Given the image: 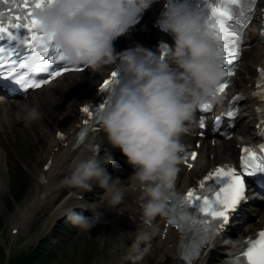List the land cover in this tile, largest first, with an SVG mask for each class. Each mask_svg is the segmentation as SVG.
Masks as SVG:
<instances>
[{"label": "clouds", "instance_id": "9594fccd", "mask_svg": "<svg viewBox=\"0 0 264 264\" xmlns=\"http://www.w3.org/2000/svg\"><path fill=\"white\" fill-rule=\"evenodd\" d=\"M155 2L50 0L34 11L66 63L93 69L113 66L118 74L97 119L108 143L119 148L133 167L129 183L108 170L114 162L111 152L97 155L93 144L87 146L91 154L75 163L63 183L80 190L82 196L94 186L104 190L99 201L82 206L92 211L91 216L67 210V219L83 231L100 222L101 206L117 208L127 187L138 189L140 222L128 232L133 249L150 240L158 228L157 217L167 215L169 188L185 151L182 136L202 103L221 100L216 88L226 75L207 16L191 0H164L157 24L173 37L166 56L139 46L116 51L114 41ZM18 116L31 122L40 119L41 112L37 104L24 103Z\"/></svg>", "mask_w": 264, "mask_h": 264}, {"label": "snow or ice", "instance_id": "6c2138e0", "mask_svg": "<svg viewBox=\"0 0 264 264\" xmlns=\"http://www.w3.org/2000/svg\"><path fill=\"white\" fill-rule=\"evenodd\" d=\"M4 2L7 3L9 0H4ZM48 2L50 0H32L31 3L29 0H23V8L27 10L26 15L22 16L20 12H12V16L9 18L10 27H5L3 22L0 21V37L6 33L9 39H14L17 38L18 31L13 32L10 28L16 30L26 29L27 36L22 42L27 44L30 49L25 58L19 61L7 59L4 55H0V76L7 77L8 81L15 82L14 85L3 83L0 86L14 88V86L18 85L23 90L39 88L49 83L53 77H58L63 71L68 70L66 66L55 69L51 67L57 61L64 62L65 65L68 63L65 62L63 54L52 44L53 35L42 29L39 19L34 15L36 8L43 7ZM230 2L239 4L241 0H230ZM246 2L247 9L242 6V14L246 10H250L257 0H246ZM2 15L3 13H0V16ZM206 19L208 27L217 41V51L222 63L231 65L239 57L240 40L243 38L242 32L229 23L233 20L232 9L226 5L213 4L211 5V15L207 16ZM5 51V49L0 48V53ZM30 60L37 63L29 64ZM35 73H46L48 79L37 78L34 75ZM227 75L228 71H226L225 76ZM117 76L118 74L115 71L112 72L111 78L103 81L101 89H107ZM227 85V80L221 81L216 88V94L223 93ZM106 103L101 104L99 108H104ZM211 107L210 101L200 105L203 110H209ZM82 111L87 116L92 115L87 105L83 106ZM226 115L227 117L235 118L238 113L235 110H230ZM220 122L221 117L217 116L213 130H216ZM200 125L202 129L206 128L203 118L200 121ZM200 134L204 135L205 133L202 131ZM59 135L63 137V133ZM260 149L262 151L258 155L257 151L252 148L247 146L244 148V152L247 155L241 157L243 172L251 175L257 171H264V167L261 166V159H264V144L260 145ZM192 156L195 158L196 153L193 152ZM213 178H215L216 186L209 185L207 188L211 196L199 193L196 188L189 190L186 195L187 203L195 205L196 211L202 214L196 217L182 213L184 219L190 220L192 224L196 225V238L185 251V257L189 260L192 257H198L202 250L212 247L214 239L229 223V218L234 210L237 209L242 200L247 199L245 195V177L235 167L218 166L203 177L199 182V187L204 189L205 182L211 181ZM176 226L182 227L179 221L176 222ZM242 255L247 258V264H264V230L260 231L257 239L249 241V246Z\"/></svg>", "mask_w": 264, "mask_h": 264}, {"label": "bare ground", "instance_id": "6f19581e", "mask_svg": "<svg viewBox=\"0 0 264 264\" xmlns=\"http://www.w3.org/2000/svg\"><path fill=\"white\" fill-rule=\"evenodd\" d=\"M156 3H157V0L154 4H156ZM139 30H141V31L138 34H134V33L131 34L130 41L128 44L129 47H136L139 45L146 47V46H150V45L155 43V40L153 38H151L152 33H153L152 28L148 27L147 25H144ZM147 33L149 34V36H147ZM254 36L257 37L258 35H255V30H252L249 37L252 38ZM250 45L251 46H249V48L253 49L254 46L252 44H250ZM92 77L93 78H90L91 80L92 79L97 80L96 79L97 75L95 72H92ZM77 87L83 88V87H86V84L82 83V84L77 85ZM88 90H89V87H87L85 89V92H88ZM62 98H60L59 96L51 97V98H48L47 96H43L40 98V100H41L40 104L42 106H44L46 109L48 108V106L59 107V106H61L60 102H61ZM36 103L38 104L39 102L37 101ZM250 104H251V108H252V110H250L251 121H253L255 123L257 120V117H256V114L254 113L253 107L256 104V102L251 101ZM6 105H8V104H6ZM14 106H17V108H14ZM6 107H5V110H6ZM10 107H12V109L6 110L5 113H4V111L0 110V122L4 126L3 128H5L6 124H8V122H11L14 120L16 121L15 113L17 115L18 111L20 110L18 108L19 104L15 105L13 103L10 105ZM7 108H9V107H7ZM68 108L69 109L67 110V112L71 113L70 114L71 117H70L69 121L66 122L65 126L63 127L64 129H60L56 125H52L51 130L50 129L45 130L43 128H41V130H40L42 137L43 136L46 137V146H45L44 152L46 153L47 158L49 156L53 155L54 163H53L50 171L44 175L48 179V186L49 187L42 183L43 176L41 173L43 172V170L39 169V171H37V173H36L35 187L33 190V195H32V197H30V201L32 202L31 208H33V209L31 211V215L29 218L34 219L35 216H38V215L42 214L43 212L47 211L48 209H50L51 207H53V205L55 204V201L65 191H67L69 188H71V187H69L63 183L64 177L66 176V172L68 173V171L70 170L69 167L70 166H71V168L74 167L75 163L78 162V160L86 158L88 155H90V151H89L87 146L89 145V143H91L93 141V139L91 137L88 139V141L84 145L77 147L76 149L73 148V146L75 145V143L73 141L67 148L63 149L61 152L53 153L54 148L58 146V141L56 139V134H57L58 130H61L62 132H64V130H65V132L68 134L71 130L75 129L76 124L80 123L79 116H78L79 110L74 108V107H70V106H68ZM17 120H19L20 122L24 121L18 115H17ZM52 130H54V132H52ZM97 136H98L97 139L105 138V135L103 136V133H100ZM69 138H71V135H69ZM213 151H214L213 149L212 150L209 149V152L211 154L213 153ZM207 152H208V149H204L202 156L203 157H204V155L206 156ZM221 152L224 154L227 152L225 154V157L219 151L217 152V155L219 158L224 157L223 160H227V156L232 157L233 158L232 160H234L237 157L235 149L226 148V152H225V149L221 148ZM208 160L211 162V159H208ZM2 161H3V156L0 153V165L2 164ZM56 181H57V183H56ZM126 181L125 182L123 181L124 184L129 183L127 178H126ZM60 186H61V188H60ZM125 193L128 194L129 199L131 201H133L139 197L138 191H136L131 186L126 188ZM125 203H126V201L123 200L120 207L125 206ZM58 208H59V210H58ZM58 208H57V211H62V209L64 207L58 206ZM263 210H264V208H263ZM121 211H122V209H121ZM25 215L26 214H24L23 221L22 222L18 221V224L20 225V227L22 229L25 228L24 230H27L29 223L25 222ZM262 218L264 220V214L262 215ZM13 228H17V226H14ZM163 253H160L159 256L162 257ZM174 255L175 254L170 253V251L168 253L166 252V255H165L166 258L163 261H162V259L159 258V263L160 264H174L173 262L170 263V260L176 261V258H175L176 256H174Z\"/></svg>", "mask_w": 264, "mask_h": 264}, {"label": "rangeland", "instance_id": "374dc122", "mask_svg": "<svg viewBox=\"0 0 264 264\" xmlns=\"http://www.w3.org/2000/svg\"><path fill=\"white\" fill-rule=\"evenodd\" d=\"M44 96H47L48 98L56 97V96H59L60 98L63 97L61 99V102H60L61 106H62V101L65 99V97L63 95H59L57 93L56 94L52 93V94H48V95H44ZM61 106H59V107L48 106L47 109L51 108V111L49 113L47 112L48 119H46V122L48 123L47 124L48 127L51 124V128H52V125H55V124H52L53 122L62 123V121H65L67 116L70 117L71 113L67 112L66 107H63L65 114H64V112H61V110H59V108ZM52 109L54 111H52ZM17 115H18V113H17ZM17 115L15 113L16 121L20 122L19 120H17ZM65 124L63 125V127L65 126ZM51 128H50V130H51ZM15 131L18 132L21 130H20V128L15 127ZM42 139H43V137H42ZM36 141H37V137H36L35 142ZM27 148H29V147H27ZM27 148H21L20 150H14V153L10 154L11 162L8 165L4 166V173H3L4 176H2L3 182H2V186L0 187V190H2V191H0V222L4 225H8L7 227H9L10 224L15 223L16 218H20L22 216L21 211H23V208L25 207V205L28 204L27 199L33 195V190L35 187L33 178H36V173H37V171H39V170H37V171L34 170V173H32V169L35 167L40 168L42 165V161H44L43 157L41 156L43 149H44L43 144H36L33 149L32 148L27 149ZM44 154L46 155V153H44ZM21 162H23L25 164L26 168L20 164ZM39 162H40V164H39ZM12 166H14L15 169H11ZM18 173L20 175H22V177H26L27 178L26 180L28 182V184H27L28 187H26V189H27L26 194L24 195V197L21 201H19V200L16 201L14 198H12L11 192L9 191V189H12V187H13L12 180L10 179L11 174L14 175V174H18ZM33 175H34V177H33ZM70 189L71 188H69L67 191H65L55 201V204L53 205V207H51L47 211L40 214L43 216L38 215V216H40L39 220L36 222L34 227H32L31 229H30L31 223L35 222L36 221L35 219L38 216H35L34 219L30 218L29 226L27 228V230H29V229L30 230L24 231L23 233H21L19 235V237L16 238V240H13V238L10 234L11 226L9 228L5 229L4 234L0 233V240L2 242V245L9 254L11 252V254H12L11 256H16L22 252L27 251L30 247H32L34 244H36L37 242L40 241V239L45 235L46 230L48 228H50V229L54 228L53 227L54 226L53 217L48 215V214L47 215H44V214H46L48 212H53V211H54L52 213L53 215L57 214L58 211L56 208H58V206L60 205L59 201L61 200L62 196L65 193L70 191ZM3 201L6 204H3L2 203ZM7 204L10 208L7 207ZM32 209L33 208H31V205H30L29 210L28 211L24 210L23 213L31 215ZM109 227L114 228V226H109ZM98 229L103 231L102 227H99ZM82 235L83 234H79V236L72 242V250H73L72 256L75 258V259L74 258H72V259L78 261L79 263L81 262V258H82V256H80V251L86 245L91 243V241L87 238L86 233H84V237H86V242H83L82 238H79Z\"/></svg>", "mask_w": 264, "mask_h": 264}, {"label": "trees", "instance_id": "16d2710c", "mask_svg": "<svg viewBox=\"0 0 264 264\" xmlns=\"http://www.w3.org/2000/svg\"><path fill=\"white\" fill-rule=\"evenodd\" d=\"M41 260H43L44 262H46V264H48L47 262V259L45 258V255H44V253H43V251L41 250H39L37 253H36V255H35V257H34V259H31V260H29L28 262H27V264H41L40 263V261ZM26 263V262H25ZM24 263V264H25ZM15 264H16V262H15Z\"/></svg>", "mask_w": 264, "mask_h": 264}]
</instances>
